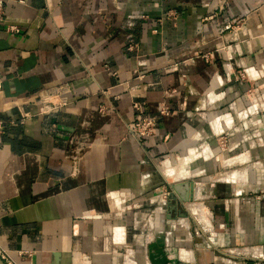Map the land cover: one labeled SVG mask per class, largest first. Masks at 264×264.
Here are the masks:
<instances>
[{"label": "crops", "instance_id": "0c3cea01", "mask_svg": "<svg viewBox=\"0 0 264 264\" xmlns=\"http://www.w3.org/2000/svg\"><path fill=\"white\" fill-rule=\"evenodd\" d=\"M242 67L264 75V0H6L0 245L22 264H264L263 166L242 171L264 150L216 141ZM133 100L156 120L141 140ZM179 181L193 201L169 198Z\"/></svg>", "mask_w": 264, "mask_h": 264}, {"label": "rangeland", "instance_id": "374dc122", "mask_svg": "<svg viewBox=\"0 0 264 264\" xmlns=\"http://www.w3.org/2000/svg\"><path fill=\"white\" fill-rule=\"evenodd\" d=\"M241 73L242 75H239L238 73L239 78H236L237 81L242 80V86H244L242 87V94L240 96H234L233 100H242V119L235 123V127L233 128V131L229 132V136L224 134L223 136L218 137L216 141L219 146L224 147L225 149L234 146H242V149L257 148L260 150L262 148L264 150V75L262 79L253 82L248 77L246 68L242 67ZM253 106L255 107L253 108ZM238 110L240 111V109ZM251 110H253L252 113L250 112ZM236 112L237 110L235 109V114ZM248 112L249 114L247 117L245 113ZM256 120H261L262 122L258 123ZM246 157H250V159H247V162L242 164V171H244V169H249L248 173L251 174V176H254L260 169L258 163L261 162L263 166V170L261 169L263 171V178L260 184H263L262 187H264V154L262 156L258 155V158L255 159V155L253 151H251ZM155 206L154 208L152 207V209H155ZM207 220H209V217Z\"/></svg>", "mask_w": 264, "mask_h": 264}, {"label": "built area", "instance_id": "2783aa9c", "mask_svg": "<svg viewBox=\"0 0 264 264\" xmlns=\"http://www.w3.org/2000/svg\"><path fill=\"white\" fill-rule=\"evenodd\" d=\"M6 0H0V18L4 15V7H5ZM233 26L235 25L236 30L240 29L242 26L243 18L240 17H232L231 19ZM10 32H19L20 30L12 26L8 29ZM129 49H132L131 47ZM242 75L241 71L239 75ZM239 75L237 78H239ZM61 97L63 98V93L60 92L58 89L48 88L43 92L42 101L44 103H50L52 97ZM64 100V98H63ZM62 104H65V101H62ZM133 109L135 110V121L133 123L132 128L130 129L133 135L136 137L137 140H141V138H146L152 136L154 134V130L156 127V120L150 118L146 115L145 105L140 102L139 100H133L132 102ZM8 122L0 119V135L4 132ZM259 252V250H257ZM0 257L6 262V264H22L19 263L14 257L10 254V252L4 249L0 245Z\"/></svg>", "mask_w": 264, "mask_h": 264}, {"label": "water", "instance_id": "95a60500", "mask_svg": "<svg viewBox=\"0 0 264 264\" xmlns=\"http://www.w3.org/2000/svg\"><path fill=\"white\" fill-rule=\"evenodd\" d=\"M169 198L175 199L176 196L179 197L182 203L191 202L194 200V183L188 181H179L169 185ZM171 203V202H169ZM179 212L183 217H187L188 214L179 208ZM0 264H6V262L0 257Z\"/></svg>", "mask_w": 264, "mask_h": 264}, {"label": "bare ground", "instance_id": "6f19581e", "mask_svg": "<svg viewBox=\"0 0 264 264\" xmlns=\"http://www.w3.org/2000/svg\"><path fill=\"white\" fill-rule=\"evenodd\" d=\"M197 209V208H196ZM201 209H203V208H201ZM198 210V209H197ZM199 211V210H198ZM201 212H202V210H201ZM198 213V212H197ZM208 219V218H207Z\"/></svg>", "mask_w": 264, "mask_h": 264}]
</instances>
